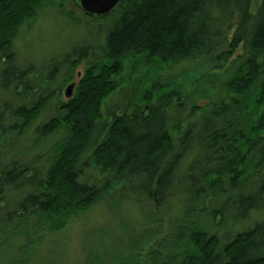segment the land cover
<instances>
[{"label": "trees", "instance_id": "1", "mask_svg": "<svg viewBox=\"0 0 264 264\" xmlns=\"http://www.w3.org/2000/svg\"><path fill=\"white\" fill-rule=\"evenodd\" d=\"M42 1L0 0V90L21 88L23 101L15 108L0 101V145L17 153L0 163V193L20 194L4 222L33 218V225L54 229L116 194L141 198L152 210L183 179L184 217L169 229V240L157 243L164 253L147 235L150 247L136 244L141 255L132 264H264V221L234 235L222 231L226 217L233 224L264 211V0L253 15L252 0H122L107 17H93L104 22L96 26L103 45L95 53L73 49L61 63L64 85L85 63L74 97L59 102L31 145L16 152L53 98L48 86L30 80L31 67L17 68L12 48ZM185 62L202 71L156 77ZM140 70L145 84L126 90L122 77ZM115 95L118 104H108ZM196 100L206 104L195 106ZM52 138L54 145L43 149ZM186 158L192 163L178 178ZM87 166L105 176L101 185ZM213 227L222 232L211 233Z\"/></svg>", "mask_w": 264, "mask_h": 264}, {"label": "rangeland", "instance_id": "2", "mask_svg": "<svg viewBox=\"0 0 264 264\" xmlns=\"http://www.w3.org/2000/svg\"><path fill=\"white\" fill-rule=\"evenodd\" d=\"M73 2L74 0L42 1L35 9L33 19L23 23L13 39L12 48L17 68L23 71L31 67L33 74L30 80L34 82L40 80V87L44 89L48 86V89L53 92V98L49 101L47 109L43 111L28 133L20 139L19 142L22 141V143L16 147V152L31 145L35 128L53 115L54 108L59 102H65L74 97L77 84L84 72L85 63L80 62L76 65L71 81L64 85L62 82L68 73L66 74L65 66L61 63L67 58V54L82 46L90 47L91 52L95 53L96 47L103 45V33H97L96 26L104 27V22H95L94 19L85 16ZM258 4L259 0H252L250 6L252 15ZM110 13L97 18H105ZM238 53H241V50ZM55 65L58 67L53 72ZM196 67L193 62L180 63L170 68L167 67L156 77L163 82L171 78L178 79L185 72H189L187 76L197 75L202 70ZM2 68L0 64V69ZM142 71L135 72L132 78L129 73L122 77L123 81L129 80L126 90L138 91L139 87L145 84L146 78L142 77ZM223 72L220 74L221 79H225ZM69 85L72 86V90L67 98L65 92ZM134 87H137V90ZM187 90L189 93L194 89L191 86L189 88L188 85ZM195 90L198 91V88ZM21 92V88L14 87H8L5 91L0 90V101H7L14 108L20 106L23 104L21 97H18ZM120 100V96L115 95L109 99L108 104L117 105ZM188 102L191 103V101L185 103L186 112L189 109ZM199 103V100H196L194 104L195 106L206 104L205 101ZM9 142L7 141L6 144ZM15 142L17 143V140ZM54 142L52 138L40 145L43 149H49ZM2 148L0 145V163L9 162L17 157V153L14 152L10 156L7 154L8 149ZM32 155L35 156L33 153ZM48 158L49 156L44 160L47 161ZM191 163L192 158H186L176 177L179 178L184 174L185 169ZM87 168L89 170L86 174L92 177L93 183L101 185L105 176L100 175L93 167L87 166ZM181 181L183 179L175 183L169 198L160 208L150 210L145 207L141 198L137 199L130 195L120 198L116 194L111 199L71 215L67 222L58 228L54 226V229L51 227L47 229L42 223L33 225V218L18 222L14 217L5 223V216L15 211V203H18L20 194L19 191L11 192L8 188H2L0 193L2 198L0 202V264H132L134 258L138 260L137 257L141 255L135 248L136 244L139 245L140 250L143 247L146 249L150 247L145 245L147 235L151 238L150 244L155 241V244L151 246L164 253L157 243L160 240H169V229L173 228L177 220L184 217L186 196L183 193L184 188ZM207 204L209 207L210 204ZM62 221L63 219L56 220L58 224ZM225 221L226 223L222 224V228L225 226L222 231L230 228L229 231L234 235V233L252 227L255 222L264 221V211L250 213L245 221H233L231 224L228 217ZM157 231L160 232L159 235L155 234ZM216 231L222 232L221 228H210L211 233H216Z\"/></svg>", "mask_w": 264, "mask_h": 264}, {"label": "water", "instance_id": "3", "mask_svg": "<svg viewBox=\"0 0 264 264\" xmlns=\"http://www.w3.org/2000/svg\"><path fill=\"white\" fill-rule=\"evenodd\" d=\"M122 0H76L77 7L87 17H103L110 13ZM72 86H68L65 97H69Z\"/></svg>", "mask_w": 264, "mask_h": 264}]
</instances>
